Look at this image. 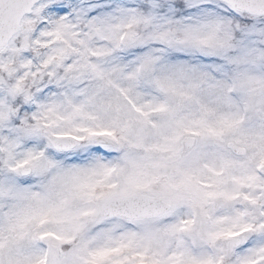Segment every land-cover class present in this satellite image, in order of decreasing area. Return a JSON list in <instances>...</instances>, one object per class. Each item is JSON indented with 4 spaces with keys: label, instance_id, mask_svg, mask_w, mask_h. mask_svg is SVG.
I'll return each instance as SVG.
<instances>
[{
    "label": "snow or ice",
    "instance_id": "snow-or-ice-1",
    "mask_svg": "<svg viewBox=\"0 0 264 264\" xmlns=\"http://www.w3.org/2000/svg\"><path fill=\"white\" fill-rule=\"evenodd\" d=\"M0 264H264V0H0Z\"/></svg>",
    "mask_w": 264,
    "mask_h": 264
}]
</instances>
